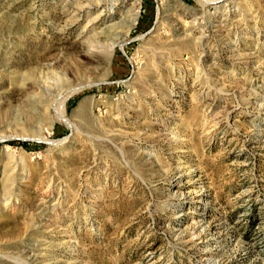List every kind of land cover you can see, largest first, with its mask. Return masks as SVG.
I'll return each mask as SVG.
<instances>
[{
	"label": "rangeland",
	"instance_id": "obj_1",
	"mask_svg": "<svg viewBox=\"0 0 264 264\" xmlns=\"http://www.w3.org/2000/svg\"><path fill=\"white\" fill-rule=\"evenodd\" d=\"M132 2L0 0V264H264V0Z\"/></svg>",
	"mask_w": 264,
	"mask_h": 264
},
{
	"label": "bare ground",
	"instance_id": "obj_2",
	"mask_svg": "<svg viewBox=\"0 0 264 264\" xmlns=\"http://www.w3.org/2000/svg\"><path fill=\"white\" fill-rule=\"evenodd\" d=\"M125 1L126 0H94V5L102 7V8L100 9V11H98V13H96V15L93 18V21L96 22V23L98 21H100L102 19L103 12H105L106 10L109 11V12H116L117 6H119V4H123ZM198 1L201 4V6H203V7H205L207 5H210V4L213 5V7H218L220 5V2H222L223 0H198ZM159 3H161V2H159ZM139 4H140L139 0H133V2L131 3L130 7L128 8V10L126 11L125 15L123 16V19L119 21V22L127 25L126 33L130 29L131 25L133 23H135V21L137 19V16L139 14ZM161 4H163V3H161ZM161 13H162V10H161V6L159 4L158 11H157V23L160 21ZM116 35L119 36L120 33H117ZM120 36H119V38H120ZM192 40L194 41L193 42L194 44H199L202 41V36H200V35L199 36H195V37L192 38ZM123 41L124 40H115V41L111 42L109 44L110 49H113L116 45H122ZM95 46H97V45H95ZM76 90H73L72 92H74ZM72 92L67 93L65 91H60L59 93H57L55 95H52L50 98H48L47 99L48 103L45 104V105L50 110L51 118H52L53 121H55V120L56 121H60L61 123L65 124L68 128H70L72 133H75L76 131H78V127L74 123V121L72 122L69 119V117H67L66 109H65V101H66L68 95H70ZM38 99H40L39 102H41V100H43L42 98H39V97H38ZM191 171H192V169L189 168V166L188 167H186V166H177L174 172L177 175H187V174L191 173ZM187 179H189V178H187ZM192 188H193L192 192L196 194L195 197H197L199 200H203L204 198H206L205 197L206 194L204 193V191L206 189H204V186L200 182H196V184Z\"/></svg>",
	"mask_w": 264,
	"mask_h": 264
}]
</instances>
